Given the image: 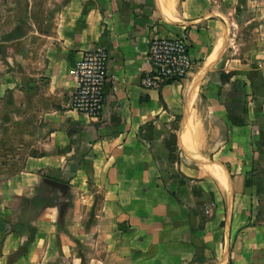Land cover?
I'll return each instance as SVG.
<instances>
[{"label":"crops","instance_id":"obj_1","mask_svg":"<svg viewBox=\"0 0 264 264\" xmlns=\"http://www.w3.org/2000/svg\"><path fill=\"white\" fill-rule=\"evenodd\" d=\"M38 2L33 28L3 40L27 155L0 183V264H264V0ZM155 37L187 38L195 62L161 89L142 84ZM94 48L110 56L98 119L70 107ZM190 120L228 185L191 156ZM53 193L6 232L16 201Z\"/></svg>","mask_w":264,"mask_h":264},{"label":"rangeland","instance_id":"obj_2","mask_svg":"<svg viewBox=\"0 0 264 264\" xmlns=\"http://www.w3.org/2000/svg\"><path fill=\"white\" fill-rule=\"evenodd\" d=\"M39 6L40 3L38 0H0V183L5 177L19 170L22 158H25L27 155L26 152L24 154L20 152L22 141L24 140L22 138L23 124L20 119H17L21 114L19 102L23 87L18 84L11 88H5V85H3L7 72L11 73L12 76L10 81H13L15 77H19L17 72L20 70V67H5L4 62H7L6 60L9 58V52L7 53V51H5V43L3 40L19 38L23 33L30 31L33 28L30 18L37 16L40 10ZM13 47V51H10L11 55L20 52L21 46L19 43H15ZM12 63L11 61V64ZM11 85H13V83ZM32 130L33 128L30 126V131ZM195 158H201V160H197L200 163L211 162V159L206 156L204 158L199 153ZM225 185H228V179ZM53 190L54 189H50V192ZM55 197V193H53V195L49 194L48 199L43 200V194L39 200L36 198H23L16 201L17 206L19 201L21 204L16 209L15 207L10 209L6 214L8 218L6 222V232L8 233L10 230L20 229L21 223H23L22 221L28 222L34 219L38 210L44 204L52 201ZM65 197L64 202L70 203V200H66L70 199V196ZM5 206L7 208L6 204Z\"/></svg>","mask_w":264,"mask_h":264},{"label":"built area","instance_id":"obj_3","mask_svg":"<svg viewBox=\"0 0 264 264\" xmlns=\"http://www.w3.org/2000/svg\"><path fill=\"white\" fill-rule=\"evenodd\" d=\"M150 63L142 84L149 89H161L166 84L186 78L195 62L185 37H155L147 49ZM109 52L104 48L85 50L72 69L75 87L70 107L92 119L101 117L105 106V91L110 81Z\"/></svg>","mask_w":264,"mask_h":264},{"label":"bare ground","instance_id":"obj_4","mask_svg":"<svg viewBox=\"0 0 264 264\" xmlns=\"http://www.w3.org/2000/svg\"><path fill=\"white\" fill-rule=\"evenodd\" d=\"M192 115H194V113ZM195 118H197V117H195ZM196 123H197V121H196ZM197 128H198L197 124H195L194 121L190 120L189 123L187 124L186 128L184 129L185 131H184V134L182 136V140H183L184 144L189 146L191 156H193V157H196L198 155V153L196 151H194L193 146H191V144L193 143V138H194L193 134L196 132V130L199 129V128L198 129ZM199 160H201V159H199ZM205 169L207 170V172L211 173V175L216 177V179L221 182L220 184L225 185L227 183V179H228L227 173H226L225 168L222 167L221 165L214 164V163H206Z\"/></svg>","mask_w":264,"mask_h":264}]
</instances>
